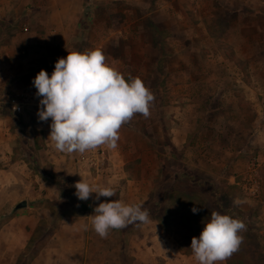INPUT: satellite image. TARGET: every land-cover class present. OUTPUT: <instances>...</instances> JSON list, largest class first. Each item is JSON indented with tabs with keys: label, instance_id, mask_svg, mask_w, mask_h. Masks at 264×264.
<instances>
[{
	"label": "rangeland",
	"instance_id": "1",
	"mask_svg": "<svg viewBox=\"0 0 264 264\" xmlns=\"http://www.w3.org/2000/svg\"><path fill=\"white\" fill-rule=\"evenodd\" d=\"M81 7L76 36L55 40L58 58L101 49L126 80L139 77L156 99L148 118L135 114L121 126L119 140L127 128L149 147L125 164L132 179L110 180L112 170L93 179L75 153L55 150L51 119L37 116L32 81L41 69L51 76L58 58L17 83L0 73V169L15 177L0 188V264H198L191 238L213 211L246 224L225 264H264V114L257 112L264 110V0H83ZM81 178L116 194L80 201L73 185ZM111 199L142 204L150 221L101 238L91 215ZM22 200L26 206L15 209Z\"/></svg>",
	"mask_w": 264,
	"mask_h": 264
},
{
	"label": "clouds",
	"instance_id": "2",
	"mask_svg": "<svg viewBox=\"0 0 264 264\" xmlns=\"http://www.w3.org/2000/svg\"><path fill=\"white\" fill-rule=\"evenodd\" d=\"M67 52L65 58L55 62L51 76L41 69L32 81L36 96L41 97L38 119H51L49 137L59 152L83 154L102 145L115 149L121 126L135 114L148 118L156 97L139 77L126 80L106 62L101 49ZM73 186L80 201H99L100 197L116 194L113 187L93 186L82 178ZM191 211L197 213L199 208ZM93 214L92 228L101 238H106L112 229L148 223L151 215L142 204L113 199L98 203ZM83 228L87 230L88 226ZM242 231H246V224L241 219L211 212L199 237L191 238L195 260L198 264L226 261L239 250Z\"/></svg>",
	"mask_w": 264,
	"mask_h": 264
},
{
	"label": "crops",
	"instance_id": "3",
	"mask_svg": "<svg viewBox=\"0 0 264 264\" xmlns=\"http://www.w3.org/2000/svg\"><path fill=\"white\" fill-rule=\"evenodd\" d=\"M82 1L0 0V34L5 36L8 31L10 35L9 44L4 43L2 46L4 54L0 55V73L3 80L14 78L17 83L20 77H23L22 80L24 79L26 72L32 71L34 65L39 68L44 67L45 61L52 65V61L56 60L60 53V48L56 47L55 40L60 41L61 36H76L77 22L82 17ZM16 19L22 21L23 24L10 23V20ZM49 39L52 40V44L49 43ZM13 43H15L14 47H12ZM20 90L23 91V88ZM23 92L30 93L27 90ZM260 111L264 114V110H257V112ZM123 137L124 139H120L118 142L121 144L120 148L126 149L124 152L126 157L123 155L122 158V153L116 157L118 156L116 149H108L109 156L107 155L106 170L114 171L110 180L113 179L117 182L133 178L123 170L125 164L144 156L149 147L148 138L130 129L124 130ZM171 139L175 144L182 143V141L177 143L172 137ZM14 179L11 170L0 169V188L2 190L11 185ZM27 238L28 236H26ZM225 263L226 261L220 264Z\"/></svg>",
	"mask_w": 264,
	"mask_h": 264
},
{
	"label": "built area",
	"instance_id": "4",
	"mask_svg": "<svg viewBox=\"0 0 264 264\" xmlns=\"http://www.w3.org/2000/svg\"><path fill=\"white\" fill-rule=\"evenodd\" d=\"M77 161L85 165V168L92 172L93 178L99 177L106 172L107 156L102 146L86 151L83 154H74ZM257 183V182H256ZM256 190L257 184H253Z\"/></svg>",
	"mask_w": 264,
	"mask_h": 264
},
{
	"label": "water",
	"instance_id": "5",
	"mask_svg": "<svg viewBox=\"0 0 264 264\" xmlns=\"http://www.w3.org/2000/svg\"><path fill=\"white\" fill-rule=\"evenodd\" d=\"M26 201L25 200H22L20 202H18L16 205H15V209H18V208H22V207H25L26 206Z\"/></svg>",
	"mask_w": 264,
	"mask_h": 264
}]
</instances>
